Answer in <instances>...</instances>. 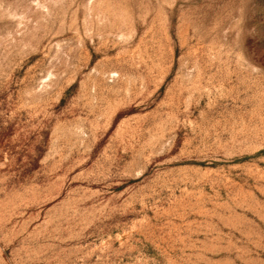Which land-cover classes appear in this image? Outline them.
I'll return each instance as SVG.
<instances>
[{
  "label": "rangeland",
  "instance_id": "obj_1",
  "mask_svg": "<svg viewBox=\"0 0 264 264\" xmlns=\"http://www.w3.org/2000/svg\"><path fill=\"white\" fill-rule=\"evenodd\" d=\"M0 264H264V0H0Z\"/></svg>",
  "mask_w": 264,
  "mask_h": 264
}]
</instances>
